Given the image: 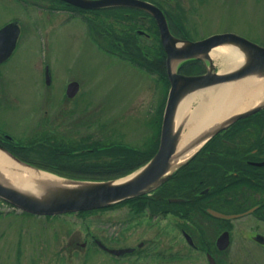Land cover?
Returning <instances> with one entry per match:
<instances>
[{
  "label": "rangeland",
  "instance_id": "374dc122",
  "mask_svg": "<svg viewBox=\"0 0 264 264\" xmlns=\"http://www.w3.org/2000/svg\"><path fill=\"white\" fill-rule=\"evenodd\" d=\"M52 2L0 0V25L17 20L22 30L15 54L4 67L10 98L0 104V137L8 133L25 139L31 127L40 122L43 109L50 106L47 101L50 107L63 104L67 81L74 79L80 83L77 99L90 103L96 116L97 126L92 129L101 144L121 141L142 146L155 133L151 117L165 100L164 84L101 50L90 38L84 19L75 15L76 12L71 10V16L65 19L67 13L61 10L55 12L48 8L41 15V9L33 8L35 3L46 6ZM182 2L192 39L231 31L264 45V0ZM143 18L146 26L151 19ZM42 60L52 66L54 82L50 86L42 83L37 69ZM212 60L216 70L221 71L219 60L214 57ZM187 71L196 73L198 69L188 68ZM82 128L84 135L88 126ZM253 134L255 131L249 129L242 139L249 141ZM93 154L79 158L93 161L108 158V155ZM66 169L61 168L60 172ZM67 171L78 172L72 168ZM233 201L232 206H216L238 210L261 203L262 208L230 219L226 228L231 236L230 244L215 255L222 264H264V243L257 242L254 236L256 232L264 235V219L259 215L264 214V192H240ZM221 224L199 212L193 214L190 221H183L175 214L162 216L161 211L151 212L148 208L136 214L129 204L108 206L87 214L28 216L0 199V264H207L204 252L194 251L180 229L186 227L195 243L201 237L213 245L219 232L225 229ZM93 235L109 247L132 246L144 240L143 250L147 252L116 257L99 250L92 242ZM83 242L86 243L82 245ZM172 252L173 261L156 256Z\"/></svg>",
  "mask_w": 264,
  "mask_h": 264
},
{
  "label": "water",
  "instance_id": "95a60500",
  "mask_svg": "<svg viewBox=\"0 0 264 264\" xmlns=\"http://www.w3.org/2000/svg\"><path fill=\"white\" fill-rule=\"evenodd\" d=\"M76 6L86 9H100L111 6H127L144 10L151 14L158 24L159 35L162 46L166 54V73L169 78V90L166 97L164 112L162 115V123L160 128L159 146L155 154L149 160L139 167L138 170L128 175L118 177L117 179L107 180H91L78 179L60 176L46 169H40L33 164H29L22 159L17 158L10 150L8 151L0 145L2 150L9 158L26 167L33 168L38 172L47 173L60 179H65L63 183H49L48 181H34L29 185L37 187L38 192L20 190L8 183L0 180V199L19 208L21 211L30 212L38 215H55L57 213L76 212L78 210L98 209L99 207H107L108 205L119 202L123 199L139 196L148 193L152 189L161 185V183L169 178L173 172L188 161L192 156L208 141L214 134L223 130L235 120L246 115L255 113V111L264 108V100L254 104L252 107L244 109L233 117L223 120L212 125L198 134L180 150L177 149L180 131L175 127V116L179 102L189 93L200 90L202 88L211 87L214 84L232 82L242 79L243 77L257 74L264 76V45H260L246 37L235 32H219L210 34L207 37L191 40L183 39L171 33L165 13L155 4L147 0H64ZM18 34L17 23L10 22L0 28V49H4L0 61L7 58L15 47V39ZM223 44H232L237 46L245 53V60L241 65L235 66L230 70L216 71L210 50L216 46ZM201 59L206 65V71L197 75L178 72V64L188 59ZM78 89V83L71 81L67 86L69 96L74 95ZM193 153L187 157L193 148L197 147ZM179 161H181L179 163ZM255 164H264V161H257ZM171 201H181L182 198L172 197ZM252 209V208H251ZM249 209V210H251ZM206 210L214 217L220 218H237L242 213H223L212 208ZM245 213V212H244ZM191 243V239L188 236ZM256 239L264 242L262 234H256ZM94 242L103 250L121 255L124 252L132 251L133 247H107L103 241L97 237H93ZM230 242L228 231H222L218 234L216 247L221 250L227 248ZM209 264H215L214 258L207 253Z\"/></svg>",
  "mask_w": 264,
  "mask_h": 264
},
{
  "label": "trees",
  "instance_id": "16d2710c",
  "mask_svg": "<svg viewBox=\"0 0 264 264\" xmlns=\"http://www.w3.org/2000/svg\"><path fill=\"white\" fill-rule=\"evenodd\" d=\"M149 1L156 3L162 9L163 13L166 14L173 34L183 38H191L193 36L190 23H188L189 18L182 0ZM196 1L203 2L204 0ZM191 3L194 2L192 1ZM81 10L92 13L91 16H86V23L89 27L91 37L100 48H103V50L111 55L128 60L134 66L136 65L144 71L146 70L151 74H155L163 82L165 91H167L169 81L166 78V56L157 35V26L152 19L149 23L150 26L147 27V31H149V35L153 39L150 43H146L144 40L142 41L143 36L135 30L136 28H144L145 26L142 21H139L141 19L137 15L143 14L142 11L122 6L100 10ZM96 18H99L98 20L101 24L96 25V21H94ZM197 65H199L197 60L189 59L179 65V71L187 72L188 68L198 67ZM162 111V107L157 108L155 115L151 117L155 125V133L151 134L142 146L136 147L121 142L103 146L99 142H96L99 144V148L93 150H96L99 155H108V158H98L96 161L82 160L75 167L65 168H72L74 171L78 170V173L81 172L83 176L96 179L118 178V176L127 174L129 171L138 168L141 164L149 160L159 145V128ZM249 129H253L255 133L258 131V134L255 138L251 135L249 141L245 142L242 139V134ZM263 131L264 109L255 112V114L235 120L234 123L228 125L223 131L213 135L203 148L214 146L213 149H215L216 146L224 147V145L235 143H241L242 145L248 144V147H245V149H239L242 146L219 148L217 149L218 152L225 153L223 158L210 156L200 159L195 165L190 160L174 172L168 180L161 183V186L152 190L151 193H144L139 196L120 200L112 204V207L119 204H129L131 205L133 213L136 214L146 208L151 212H162V205L166 203V199L172 196H184L186 200L181 202L167 201V205L169 206L170 212L179 214L181 218H186L190 221L192 215L196 212L208 216L205 211L206 206L216 207V204H228L230 200L228 199L227 193L237 191L240 187H249L255 191L260 190L264 192V165L253 167L247 164L244 166L243 162H237V159L252 158L257 160L264 158ZM253 149H257V152L251 153ZM85 152L88 153V150H85ZM210 163H220L224 168L227 166L230 171L226 168L228 173L225 176H221V174L216 172L218 169L214 166L212 168L215 171H212L211 179L202 177L200 171L207 168V164ZM231 171L237 172L236 174H232ZM247 174L250 177H246ZM223 179L224 181H222ZM230 179L232 181H229ZM204 184L211 185L207 192H202ZM215 196V199H209ZM1 200L3 199L1 198ZM98 209L80 210L77 213L87 214ZM21 213L28 216L33 215L26 211H21ZM259 215L261 216V214ZM45 216L49 217V215ZM208 217L221 222L223 228H227L228 220L214 218L210 215ZM214 249H209V251H213Z\"/></svg>",
  "mask_w": 264,
  "mask_h": 264
},
{
  "label": "flooded vegetation",
  "instance_id": "af4514ba",
  "mask_svg": "<svg viewBox=\"0 0 264 264\" xmlns=\"http://www.w3.org/2000/svg\"><path fill=\"white\" fill-rule=\"evenodd\" d=\"M54 2L46 6H39L36 3L33 5V8H39L41 9L40 13L42 15L43 10L44 9H50L51 11H59L61 10L63 13H67V16L64 18L68 19V17L71 16V10L76 12L75 15H80L81 18L84 19L85 23H86V16L88 15H92V13L86 14L85 11L82 12L81 8L76 7V6H72L71 4H69L68 2H64L61 0H52ZM41 4V3H39ZM78 12V14H77ZM74 15V14H73ZM74 15V16H75ZM141 20H143V17H148L146 14H137ZM99 18H96L94 21H96V25H98L99 23L101 24V22L98 20ZM12 21V20H10ZM9 21L4 22L7 23ZM3 23H1L0 28L3 27L4 25ZM19 25V24H18ZM87 27V23L85 24ZM88 29V27H87ZM18 30L19 33L16 37V45L15 48L12 50V53L5 59L0 61V104H5L7 101V98H10L9 95V90H8V85L6 84V80L7 78H5V70L4 67H6V61H8L14 54L16 51V48L18 47L19 44V39L20 36L22 34V30L20 25L18 26ZM137 31H139L140 29H136ZM140 34H142L143 36H147L150 37L147 33L146 30H144V32H140ZM3 42V46L2 49V53H3V49H4V38L2 40ZM150 43V41L148 42ZM2 53H0V55L2 56ZM51 63L49 61H45L42 60V63L38 66L37 69H39V71L41 72L42 75V83H46L48 86H50L52 84V81L54 79L53 77V72H52V68H51ZM71 81H76L74 79H71L69 81H67L66 87H65V96H64V100H63V104L60 106H55V107H50L51 104L47 101L46 103L49 104L50 106H46L45 109H43V112L41 114V118H40V122L37 124H34L33 127H31L30 132L28 134V136H26V138H22L14 136V134H12L15 138H17L19 140V143H14V144H7L6 141H3L2 139H0V144L2 146H4L5 148H7V146L9 145L10 148L15 152V154L20 158L23 159L24 161L28 162V163H32V164H36L40 167H47V168H64V167H75V165L79 164L80 162H82V160L77 157L79 152H83L85 150V148L90 149L88 144H95L96 142H98V138L95 135V133H93V129L94 126H97L96 124V116L95 114L91 111L90 109V103L86 102H79L78 98V94H79V90H80V83L78 82L79 86L77 89V93H75L74 95L69 96L66 91H67V86L69 85V83H71ZM54 82V81H53ZM77 82V81H76ZM82 101H84L82 99ZM53 106V105H52ZM56 108V111H54V109ZM86 127L88 126L87 132L83 135L82 132V127ZM258 126V125H257ZM259 127V126H258ZM96 128V127H95ZM264 132V131H263ZM245 133L242 134V136ZM258 134V131L253 134V138L256 137V135ZM223 140V139H222ZM242 146V147H240ZM248 144L242 145L241 143H235V144H227L224 145L225 148H235V147H240L239 149H245V147H248ZM224 147H220V146H216L215 149L214 146L213 147H205L203 149L200 150L199 153H197L192 159V162L195 164L198 163V161L200 159L203 158H208L210 156L213 157H217V158H223L225 153H221L218 152L217 149L219 148H224ZM203 151V152H202ZM257 149H253L251 150V153H256ZM50 153V154H49ZM43 154H46L47 156H44ZM237 162H243V165L246 166L247 165H251L253 167H257L259 165H256L255 163H257V161H264V158L262 159H252V158H246V159H237ZM216 166V168L218 169L219 174H221V176H225V174H227V169L228 167L226 166V168L223 167V165H221L220 163H210L207 164V168H204L203 171H200L201 176L205 177L207 179H211L212 177V171H215V169H213L212 167ZM229 170V169H228ZM230 171V170H229ZM237 171H231L232 174H236ZM250 177V175H246V177ZM201 181V180H200ZM224 181V179L222 180ZM229 181H232L231 179ZM207 183V182H206ZM211 185L208 184H204L203 186V192L204 191H208L209 187ZM205 189V190H204ZM253 192V193H258V192H263V191H255L249 187H240L237 191H227L229 193H227L228 199L230 200V202L228 204H224L223 205H228V206H232L235 205L233 200L234 198L237 196L238 193L240 192ZM215 197H210V200L215 199ZM167 201H169V199H166V203H164L162 205V216H166L171 214L170 210H169V206L167 205ZM170 202V201H169ZM261 203L259 204H252L251 206H255L256 208L254 209L253 213L259 209H261L262 207L260 206ZM260 206V207H259ZM248 207V208H249ZM233 208V207H232ZM246 208V210L248 209ZM231 209V208H230ZM228 210V209H227ZM231 210H236V209H231ZM243 210V209H238V211ZM264 213V212H263ZM173 215V214H172ZM177 217L180 218V215L177 214ZM261 218L264 219V214H261ZM182 237L185 238L184 233L187 232L190 237L193 240V237L191 236V234L186 230V228H181L180 229ZM201 233V232H199ZM187 241V238H185ZM188 242V241H187ZM215 243H213L214 245ZM146 245V242L144 240L138 242L136 245H132L134 248L132 249L131 252L129 253H123L121 256L123 255H127V254H132V253H136V254H141L143 251L144 246ZM189 245V244H188ZM129 246V247H132ZM207 246L211 247L212 243H205L203 239H201L200 237V241L195 243L193 241V244H190V247L193 248L194 251L196 250H200L203 251L205 254V251L207 250ZM123 247H128V246H123ZM147 252V250L145 251ZM156 256H159V258L161 260H163L164 258H166L167 260H172L174 259V253H170L169 255L166 254V256H163L161 253H158ZM215 264H222L221 260L219 257H217L215 254L213 255Z\"/></svg>",
  "mask_w": 264,
  "mask_h": 264
},
{
  "label": "bare ground",
  "instance_id": "6f19581e",
  "mask_svg": "<svg viewBox=\"0 0 264 264\" xmlns=\"http://www.w3.org/2000/svg\"><path fill=\"white\" fill-rule=\"evenodd\" d=\"M211 57L219 60L221 71L241 65L245 60V53L235 45L223 44L212 48ZM205 89V88H202ZM201 90V89H200ZM200 90L184 97L177 107L175 127L179 129L177 149L180 150L192 138L202 133L212 125L233 117L244 109L264 100V76L253 74L242 79L221 84H214L200 93ZM194 93V94H193ZM194 105L190 111V106ZM198 148H193L185 157L191 155ZM181 161H179L180 163ZM41 173L24 165H20L0 150V180L20 190L38 192L37 187L29 184L34 181H48L49 183H63L65 179Z\"/></svg>",
  "mask_w": 264,
  "mask_h": 264
}]
</instances>
